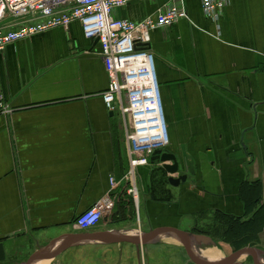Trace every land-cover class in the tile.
<instances>
[{"label":"crops","instance_id":"1","mask_svg":"<svg viewBox=\"0 0 264 264\" xmlns=\"http://www.w3.org/2000/svg\"><path fill=\"white\" fill-rule=\"evenodd\" d=\"M168 1H135L116 17L139 22ZM183 4L188 19L151 33L170 144L134 172L136 197L126 123L103 101L101 48L82 25L0 54V264L213 263L249 248L260 261L235 263L264 264V0H231L219 36L201 0ZM100 201L111 213L80 230ZM159 230L191 237L148 236Z\"/></svg>","mask_w":264,"mask_h":264},{"label":"built area","instance_id":"2","mask_svg":"<svg viewBox=\"0 0 264 264\" xmlns=\"http://www.w3.org/2000/svg\"><path fill=\"white\" fill-rule=\"evenodd\" d=\"M135 1L158 0H0V54L10 45L53 29L82 25L85 37L99 43L109 79L103 101L108 110L118 108L126 123L131 168L129 193L137 196L134 172L149 166L153 157L170 144L156 56L150 50L151 33L188 19L183 0H169L156 16L133 22L116 12ZM231 0H201L204 16L221 32V21ZM0 105H3L0 98ZM115 186L114 180H111ZM113 205L100 201L78 216L82 231L96 228Z\"/></svg>","mask_w":264,"mask_h":264},{"label":"water","instance_id":"3","mask_svg":"<svg viewBox=\"0 0 264 264\" xmlns=\"http://www.w3.org/2000/svg\"><path fill=\"white\" fill-rule=\"evenodd\" d=\"M161 161L165 164L164 165V169L169 174L174 175V174H176L179 171V164H178L176 158L174 157V155H171V154H168V153H164L161 156ZM166 163H171V165H166ZM186 179H187V177L181 176L178 179L171 178L169 180V182L173 186H178L181 182L186 181ZM164 232H169V233H171L173 235H176L178 237L185 238V239L191 237L190 234L184 233V232H180V231H177V230H163V231L159 230V231H154L148 236L152 237V236H154V235H156L158 233H164ZM196 239L198 241H201V242L203 241L206 244L212 243V240L210 238H205V237H202V236H196ZM117 240L119 242H124V241L132 242L131 239H124V238H118ZM256 253H257V249L249 248V249H244V250H240V251H236L234 253H231L230 255H228L226 258H224L220 262L199 263V262H196L194 259L193 260L196 262V264H237V263H235V260H237L239 258H242V257H245V256H249V255H256Z\"/></svg>","mask_w":264,"mask_h":264},{"label":"bare ground","instance_id":"4","mask_svg":"<svg viewBox=\"0 0 264 264\" xmlns=\"http://www.w3.org/2000/svg\"><path fill=\"white\" fill-rule=\"evenodd\" d=\"M180 243H182L181 241H180ZM214 251V255L216 256V258H218L219 257V253L218 252H216L215 250H213ZM261 256V253L259 252L257 255H256V257H260ZM246 258V257H245ZM242 260L241 261H243L244 260V257H242L241 258ZM221 260H219V262H220ZM244 263V262H243Z\"/></svg>","mask_w":264,"mask_h":264},{"label":"rangeland","instance_id":"5","mask_svg":"<svg viewBox=\"0 0 264 264\" xmlns=\"http://www.w3.org/2000/svg\"><path fill=\"white\" fill-rule=\"evenodd\" d=\"M254 260L257 262V261H260V257H254ZM261 262H262V260H261ZM239 264V263H238ZM245 264H253V262L250 260V262H246Z\"/></svg>","mask_w":264,"mask_h":264},{"label":"flooded vegetation","instance_id":"6","mask_svg":"<svg viewBox=\"0 0 264 264\" xmlns=\"http://www.w3.org/2000/svg\"><path fill=\"white\" fill-rule=\"evenodd\" d=\"M205 246V245H204Z\"/></svg>","mask_w":264,"mask_h":264}]
</instances>
